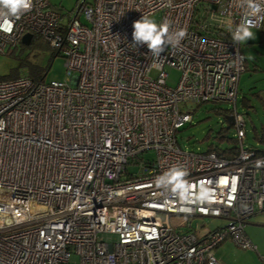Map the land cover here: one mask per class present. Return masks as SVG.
<instances>
[{"label":"built area","instance_id":"1","mask_svg":"<svg viewBox=\"0 0 264 264\" xmlns=\"http://www.w3.org/2000/svg\"><path fill=\"white\" fill-rule=\"evenodd\" d=\"M155 11L186 35L149 68L132 25ZM243 19L238 0H93L64 24L48 0H33L0 31L1 53L25 33L42 36L66 75L0 79V264H218L225 240L255 248L245 225L264 209V154L243 146L244 57L227 30ZM166 66L180 72L174 87ZM189 101L233 103L235 154L180 148L176 131L192 114L179 104ZM149 149L155 158L129 172ZM170 213L226 223L197 235Z\"/></svg>","mask_w":264,"mask_h":264},{"label":"rangeland","instance_id":"2","mask_svg":"<svg viewBox=\"0 0 264 264\" xmlns=\"http://www.w3.org/2000/svg\"><path fill=\"white\" fill-rule=\"evenodd\" d=\"M48 1L50 6L61 14V22L64 24L74 15L81 4L93 2V0ZM160 15V11L149 14L157 23L160 20ZM78 20L83 24H88L83 14L79 15ZM253 31L256 33L254 39L240 45L245 69L238 78L235 107L238 112L244 114L245 135L242 138L243 146L264 150V23L261 27L254 28ZM29 64L39 67L49 65L43 76V81H63L66 79L61 50L57 51V49L51 48L46 39L37 35H34L33 40L28 44L18 42L11 48V51L0 52V78L17 74L27 75ZM165 71L167 73L166 84L174 87L180 72L169 66L165 67ZM179 107L181 110L192 114L191 121L185 122L176 131V140L181 149L199 151L206 149L210 144L225 148L238 143L234 125L232 124L229 128H226L227 121L220 113L231 110L233 107L232 102L197 103L196 101H189L186 103L181 102ZM221 136H223V139H220ZM154 158L155 151L153 149L143 151L134 158L133 163L130 162L128 171L136 172L138 161H151ZM185 219L190 220L189 230L195 229L197 235L202 234L203 230L214 229L226 223L224 219L194 215L188 217L170 213L167 217V221L171 225ZM247 225L248 228L253 229L250 237L253 243L256 244L257 249L241 248L232 241L226 240L221 245V247H224V254L231 264H264V209L251 215Z\"/></svg>","mask_w":264,"mask_h":264},{"label":"clouds","instance_id":"3","mask_svg":"<svg viewBox=\"0 0 264 264\" xmlns=\"http://www.w3.org/2000/svg\"><path fill=\"white\" fill-rule=\"evenodd\" d=\"M238 6L245 9V19L236 26L229 25L228 32L234 44L243 45L253 40L256 33L254 28L258 27L253 23L254 18L264 16V2L261 0H238ZM33 8V0H0V31L10 34L15 26V21L22 15L30 12ZM132 47L146 45L152 60L149 68L159 67L162 59L161 53L169 46L173 49L181 45L185 38L186 31H171L170 24L157 23L149 15L133 22Z\"/></svg>","mask_w":264,"mask_h":264},{"label":"trees","instance_id":"4","mask_svg":"<svg viewBox=\"0 0 264 264\" xmlns=\"http://www.w3.org/2000/svg\"><path fill=\"white\" fill-rule=\"evenodd\" d=\"M32 40H33V38L30 40V42ZM48 67H49V65H47L46 67H39V66L34 65V64H29L28 65V74L27 75H29L30 77H32L35 80L43 79V76H44L45 72L47 71ZM244 69H245V67H244ZM16 76H18V74L17 75H12V76H9V77H1L0 79H9V78H13V77H16ZM220 113L223 114L224 119H225V117L227 115L231 114V110H229V111L226 110V111H223V112H220ZM220 139H223V136H221ZM206 149L207 150H215L218 154L226 156L228 154H235L236 153V151H237V143L236 144H232L231 146H226L225 148H219L218 146L210 144ZM254 150L257 153L264 154V150H258V149H254Z\"/></svg>","mask_w":264,"mask_h":264},{"label":"crops","instance_id":"5","mask_svg":"<svg viewBox=\"0 0 264 264\" xmlns=\"http://www.w3.org/2000/svg\"><path fill=\"white\" fill-rule=\"evenodd\" d=\"M249 218L250 217H248L247 218V220H246V225H245V232H246V235L248 236V238L251 240V242L253 243V241H252V239H251V233L253 232V229L251 230V228H248V223H249ZM200 230L201 229H203V228H199ZM209 230V229H208ZM205 231H207V230H203L202 232H205ZM226 241V240H225ZM225 241H223L222 243H224ZM230 241V240H229ZM222 243L221 244H219L216 248H215V250H214V255H215V257L217 258V260H218V264H231V262H230V260H227V257L225 256V254H224V252H225V250H224V247L222 246L221 247V245H222ZM253 245L255 246V248L253 249V250H255V249H257V246H256V244L255 243H253Z\"/></svg>","mask_w":264,"mask_h":264},{"label":"water","instance_id":"6","mask_svg":"<svg viewBox=\"0 0 264 264\" xmlns=\"http://www.w3.org/2000/svg\"><path fill=\"white\" fill-rule=\"evenodd\" d=\"M30 39H31V33H25L21 37V42L24 43V44H28L30 42ZM225 119L227 121L226 128H229L232 125V123H233V116H232V114L227 115L225 117Z\"/></svg>","mask_w":264,"mask_h":264}]
</instances>
